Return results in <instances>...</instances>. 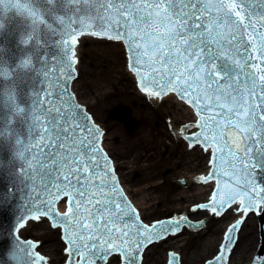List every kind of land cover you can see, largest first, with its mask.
<instances>
[{
  "label": "snow or ice",
  "instance_id": "snow-or-ice-1",
  "mask_svg": "<svg viewBox=\"0 0 264 264\" xmlns=\"http://www.w3.org/2000/svg\"><path fill=\"white\" fill-rule=\"evenodd\" d=\"M7 14L29 28L19 40L25 54L12 63L0 57V137L7 127L18 146L16 178L31 218L63 224L76 264H107L111 256L138 264L144 248L183 222L145 224L123 195L102 130L69 91L82 35L124 44L141 91L174 94L195 110L199 131L186 139L212 150L213 170L200 179L218 184L199 208L221 217L264 207V185L257 187L264 176V0H0V18ZM60 200L69 210L58 218ZM235 231L226 230L206 264H226ZM32 248L14 254L18 264H44Z\"/></svg>",
  "mask_w": 264,
  "mask_h": 264
},
{
  "label": "water",
  "instance_id": "water-1",
  "mask_svg": "<svg viewBox=\"0 0 264 264\" xmlns=\"http://www.w3.org/2000/svg\"><path fill=\"white\" fill-rule=\"evenodd\" d=\"M0 22L4 24V28L0 30V57L12 63L25 54L19 40L29 25L22 18L11 14L4 15ZM40 51L43 53L45 49ZM47 51H52L51 44ZM125 56L122 44L91 37L80 39L76 65L78 77L74 71L73 75L77 79L69 82V91L75 94L78 103L100 124L102 130L106 131L103 149L113 163L125 195L144 223L151 224L155 220L168 217L175 219L176 214L181 213L191 221H205L202 230L183 229L180 234L151 246L160 239L154 240L142 250L138 264H141L142 254L146 249L142 264H167L166 255L169 251L179 255L181 264H204L218 252L227 227L240 220L244 214L233 210L218 218L207 211L193 209L198 203L208 202L214 189V182L196 185L197 182L194 181L200 176H207L210 169V153L202 151L199 147L192 151L187 150L184 142L171 135L168 122L170 120L173 129L180 124L194 123V113L188 105L176 102L174 94L165 99H157L140 92ZM118 104L129 106L132 115L129 107H115ZM113 107L115 108L112 109ZM108 113L114 120L109 118ZM193 131L195 129L190 132ZM3 133L0 137V264H18L14 254L23 256L21 248L26 244H35L36 248L37 244L30 240L23 241L18 236L19 230L33 218L27 210V192L16 178V173L19 172L18 146L7 127L3 129ZM179 133L184 135L185 131L180 130ZM24 135H27L26 127ZM111 161L110 168L113 169ZM180 178L187 181L186 187L180 185ZM212 179H215L217 184V178ZM219 179L222 181L219 187L223 188V181L227 178L220 174ZM260 185H264V176L257 177V187ZM61 201L63 200L57 201L53 206L58 218L63 216L56 208ZM259 208L251 212L257 213ZM58 209L64 212L66 207L61 204ZM257 217L261 244L255 259L258 256L264 257V207L261 213H257ZM182 218L183 222L176 232L184 225L192 229H199L203 225V222L193 223L185 217L180 220ZM50 220L53 223V220ZM57 226L62 228L64 238L63 224L58 222ZM235 226L237 231L233 232L232 236L234 240L237 236V241L230 257L228 254L225 256L226 264H249L258 245L256 217L248 216L238 235L240 224ZM170 233L172 232L165 234L163 238ZM20 236L37 241V251L46 258L48 264L63 263V243L59 230L51 229L47 220L28 223L20 231ZM229 247L232 248L231 245ZM35 248L31 249L33 257L37 254ZM172 256L174 255L171 254L170 259ZM44 258V264H47ZM76 258L70 257L69 260L76 264ZM175 258L172 264H178V258ZM118 260L112 258L108 264H118Z\"/></svg>",
  "mask_w": 264,
  "mask_h": 264
}]
</instances>
